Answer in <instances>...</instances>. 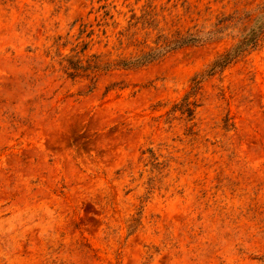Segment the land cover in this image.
<instances>
[{"label":"rangeland","instance_id":"374dc122","mask_svg":"<svg viewBox=\"0 0 264 264\" xmlns=\"http://www.w3.org/2000/svg\"><path fill=\"white\" fill-rule=\"evenodd\" d=\"M263 10L0 0V264H264Z\"/></svg>","mask_w":264,"mask_h":264},{"label":"trees","instance_id":"16d2710c","mask_svg":"<svg viewBox=\"0 0 264 264\" xmlns=\"http://www.w3.org/2000/svg\"><path fill=\"white\" fill-rule=\"evenodd\" d=\"M264 33V10L263 14L260 15L254 25L242 36L241 40H239L230 50L225 52L224 54L217 57L207 68V70L197 75L193 79V89L191 95H194L199 87V84L202 80L213 76L215 73L223 70L225 67H227L229 64H231L236 58H238L240 55H242L247 50L253 48L256 46L258 40L260 39L261 35ZM196 39L190 38V39H182L172 45V47H182L184 45H190L194 43ZM171 47V46H170ZM153 59V55L145 56L142 61H150ZM186 99H184V106L186 107V111L188 114L191 115L192 109L191 107L194 105V102H191L189 100L190 96Z\"/></svg>","mask_w":264,"mask_h":264}]
</instances>
